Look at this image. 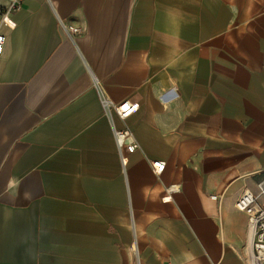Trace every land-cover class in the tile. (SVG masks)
Masks as SVG:
<instances>
[{
    "label": "crops",
    "instance_id": "crops-1",
    "mask_svg": "<svg viewBox=\"0 0 264 264\" xmlns=\"http://www.w3.org/2000/svg\"><path fill=\"white\" fill-rule=\"evenodd\" d=\"M0 33V264H247L264 0H26Z\"/></svg>",
    "mask_w": 264,
    "mask_h": 264
},
{
    "label": "built area",
    "instance_id": "built-area-1",
    "mask_svg": "<svg viewBox=\"0 0 264 264\" xmlns=\"http://www.w3.org/2000/svg\"><path fill=\"white\" fill-rule=\"evenodd\" d=\"M26 0H7L5 5L0 4V16L4 19L12 12L17 11ZM70 35L80 33V28L66 27ZM5 44V36L0 33V56L2 55ZM104 110L107 114L115 112L121 119H126L135 113L138 103L130 101L113 102L109 98L102 99ZM116 142L119 147L126 143L132 150L138 147V143L133 139L132 132L129 129L114 130ZM175 190V186L169 188ZM216 198V196H212ZM236 208L244 211L248 216V240L245 246V257L247 264H264V173L256 184V190H245L235 204ZM136 255L137 251H136Z\"/></svg>",
    "mask_w": 264,
    "mask_h": 264
}]
</instances>
